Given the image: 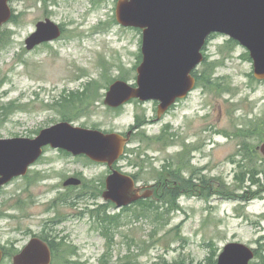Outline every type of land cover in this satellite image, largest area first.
Wrapping results in <instances>:
<instances>
[{"label": "rangeland", "instance_id": "374dc122", "mask_svg": "<svg viewBox=\"0 0 264 264\" xmlns=\"http://www.w3.org/2000/svg\"><path fill=\"white\" fill-rule=\"evenodd\" d=\"M117 4L10 0L13 18L0 30V139L34 138L65 121L124 135L138 126L120 161L123 172L145 184L163 180L167 168L178 172L188 163L183 144L194 143L200 149L193 164L180 171L191 179L196 170L198 182L180 187L176 206L166 204L161 190L118 209L102 197L107 167L47 149L25 179L0 192V245L21 248L27 234L42 233L55 217L59 243L65 237L64 248L78 264H211L229 243L258 249L264 236V157L258 150L264 81L255 78L250 53L228 36L213 35L196 90L171 112L158 120L159 103L138 100L112 109L105 105L110 86L120 80L136 87L143 62L142 31L118 23ZM46 19L62 28V36L27 50L26 40ZM70 177L83 184L64 188Z\"/></svg>", "mask_w": 264, "mask_h": 264}, {"label": "water", "instance_id": "95a60500", "mask_svg": "<svg viewBox=\"0 0 264 264\" xmlns=\"http://www.w3.org/2000/svg\"><path fill=\"white\" fill-rule=\"evenodd\" d=\"M10 0H0V30L12 19ZM116 18L126 28L143 31V62L139 66L137 86L117 81L107 93L105 104L119 108L131 100L159 102L158 119L194 90L193 73L203 63V48L213 34H222L246 48L254 63V75L264 80V0H118ZM62 31L50 19L41 21L27 40L28 50L59 39ZM119 133H104L61 122L44 129L35 139H0V189L12 179L27 174L29 167L43 154L44 148L62 149L75 156L86 155L106 164L113 173L107 179L103 199L117 208L148 199L134 179L117 170L131 141ZM264 156V144L260 147ZM82 181L69 179L66 186H80ZM33 243V251L46 253ZM23 256L16 264H24ZM255 251L240 243L227 244L217 264H251ZM2 253L0 251V262Z\"/></svg>", "mask_w": 264, "mask_h": 264}, {"label": "flooded vegetation", "instance_id": "af4514ba", "mask_svg": "<svg viewBox=\"0 0 264 264\" xmlns=\"http://www.w3.org/2000/svg\"><path fill=\"white\" fill-rule=\"evenodd\" d=\"M37 47H39V46H37ZM37 47H35V48H37ZM194 90H196V88ZM182 101L183 100H177L176 104H174L168 110V112H171ZM138 130H139L138 126H136L132 130V133H133L132 137H133L135 131H138ZM40 132H39V134H40ZM36 137H34V138H36ZM16 138L34 139V138H31V137H16ZM16 138H14V139H16ZM183 145H184L183 157L186 158V159H189V160H188V163H187V161H185V162L183 161L182 162L181 169H179V170H182V172L184 171V169H185V167L187 165L191 166L193 164L192 163L193 162L192 156H194V154L200 149L199 146L194 144V143H188V144L184 143ZM47 149L59 150V151H62V152L66 153V154H68L70 156H73V157H84V158L88 159L89 161H91L93 164L107 167L108 175L105 177V180H104V182H105V191H106L107 179L113 173V171L106 164H101V163H97L95 161H92L86 155L75 156V155H73L70 152H67V151H64V150H61V149H55V148H52L51 146H47L46 148H44L43 154L40 156V158L29 167L28 172H27L26 175L20 176V177H16V178L12 179L9 183L4 185L0 189V192L5 187H7V185H9L12 181H14L15 179H19V178L25 179L29 175L31 170L35 166H37L38 163H41L42 159L47 154V151H46ZM120 161H121V159H120ZM120 161H118L114 165V170H117V171H119V172H121L123 174L129 175V174L123 172V168L120 167ZM167 169H168V171L165 173V178L163 180L158 179V180H155L154 182H152L151 184L141 183V182H139L137 180L136 177H134L132 175H130V176L134 179V181L136 183V186L139 189H141V193L140 194H144L146 191L152 190L153 191V196H152L153 198L156 197V195L161 190L166 191L167 189H171V188H175V187H182V186L191 187V186H193L194 182H196V183L198 182L197 180L199 179L198 178V174L199 173L196 170H191V176H190L191 179H185L183 177V173L181 171H180V174H178L176 170H174L172 172H169L170 168H167ZM178 176H179V180H177ZM46 177L47 178H45L44 181L45 180H49V178H50L49 175H47ZM72 178H76V177H70L66 181L63 182V187L64 188L80 187V186H66L65 185L66 182L69 179H72ZM76 179H79V180L82 181V179H80V178H76ZM82 184H83V181H82ZM141 201H145V200H141ZM52 206H54V205H51V207ZM54 218H51L50 220L46 221V224L44 225V230L42 231V233L27 234V236L29 238H28L27 242L21 248H18V249L16 247L14 248V246H15L14 244L13 245L7 244L6 246L0 245V251L2 253V260H1L0 264H4L5 261L9 257H11V264H16V258L18 256H23L22 262L24 264H57V263L58 264H78L76 262V260H74V257H72V255L68 256V252L64 248L65 237H63V239H61L62 240L61 243H59V238L60 237H59L58 232L55 231V227L59 226L60 222L58 223L57 221H55ZM34 242H37V243L41 244V246H43V248L46 247V249H44V251L46 252L44 255L41 252H39V251L38 252L37 251H33V247L32 246H33ZM39 244H37L36 246L39 247L40 246ZM12 247L14 249H12Z\"/></svg>", "mask_w": 264, "mask_h": 264}, {"label": "trees", "instance_id": "16d2710c", "mask_svg": "<svg viewBox=\"0 0 264 264\" xmlns=\"http://www.w3.org/2000/svg\"><path fill=\"white\" fill-rule=\"evenodd\" d=\"M231 42L236 43L233 40H231ZM204 78H205V76L200 77V79H202V81ZM250 153H252V152H250ZM252 161L253 160L251 159L250 163H252ZM177 173L180 174V170ZM178 177H177V180H179ZM253 178H256L255 174L253 175ZM180 190H181L180 187L167 189L163 194V198L165 199L166 204H168V205L171 204L172 206H176L177 199L179 198V195H180ZM258 244H259V247H258V249L255 250V255H256L255 259H259V260L264 262V236L259 238ZM218 256H219L218 254L213 255V259H212L211 264H217Z\"/></svg>", "mask_w": 264, "mask_h": 264}]
</instances>
